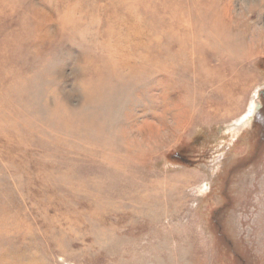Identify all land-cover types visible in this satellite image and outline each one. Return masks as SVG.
<instances>
[{
	"label": "rangeland",
	"instance_id": "374dc122",
	"mask_svg": "<svg viewBox=\"0 0 264 264\" xmlns=\"http://www.w3.org/2000/svg\"><path fill=\"white\" fill-rule=\"evenodd\" d=\"M0 264H264V0H0Z\"/></svg>",
	"mask_w": 264,
	"mask_h": 264
},
{
	"label": "bare ground",
	"instance_id": "6f19581e",
	"mask_svg": "<svg viewBox=\"0 0 264 264\" xmlns=\"http://www.w3.org/2000/svg\"><path fill=\"white\" fill-rule=\"evenodd\" d=\"M198 13V12H197ZM194 15V14H193ZM199 15V14H198ZM187 16L185 15H180L179 17V22H180V27H184L183 29L181 30H178L177 28L176 31H178L180 33V38L179 40H187L188 37H192L194 40H197V39H201V38H209V39H215L217 38L219 41L222 40V42L225 41V39H229L228 35H226V33L224 34H221L218 29H215L214 26L212 25H206L204 23V19L201 18L200 21L198 20V25H199V28H195V27H191V28H188L189 27V24H188V18H186ZM224 19H226V21L229 19V13L228 14H225V17ZM217 21V20H216ZM184 23H186L187 25H184ZM213 23H215V21H213ZM201 26H204L205 29L207 27H209L207 29V32L201 28ZM173 29V28H172ZM206 32V33H205ZM224 40V41H223ZM184 42V41H182ZM183 46L185 45V43L182 44ZM198 46V45H197ZM197 46L195 48H197ZM192 47V46H191ZM195 50V49H194ZM193 52V51H192ZM185 54V53H184ZM91 71V70H89ZM92 72V71H91ZM226 98V101H228V104H232L233 103V96L230 97L229 95H227ZM250 113V112H249ZM247 119V115H244L243 117L237 119L236 121H234L233 123L229 124L227 126L228 130H233V129H237L236 127L237 126H240L243 124V122Z\"/></svg>",
	"mask_w": 264,
	"mask_h": 264
}]
</instances>
